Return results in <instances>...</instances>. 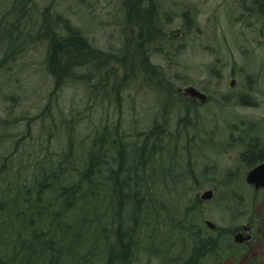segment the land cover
<instances>
[{"label": "trees", "instance_id": "1", "mask_svg": "<svg viewBox=\"0 0 264 264\" xmlns=\"http://www.w3.org/2000/svg\"><path fill=\"white\" fill-rule=\"evenodd\" d=\"M118 2L123 40L110 50L88 36L105 23L84 0H0V264H215L244 253L248 242L230 240L240 226L218 227L217 237L202 224L199 197L181 195V180L199 184L183 154L198 134L180 149L192 125L183 113L171 129L166 114L173 102L186 112L199 104L175 90L189 82L172 66L188 47L167 33L174 14L158 0ZM191 8L181 10L182 29L200 34ZM131 25L135 38L126 36ZM135 81L160 111L124 114L123 103L132 113L139 106L122 96ZM69 88L80 90L82 108ZM250 101L245 94L234 103ZM238 132L248 170L264 159V143L250 136L251 124ZM219 174L212 187L230 213L246 201L234 187L239 171ZM252 215L251 230L263 228L264 212Z\"/></svg>", "mask_w": 264, "mask_h": 264}, {"label": "rangeland", "instance_id": "2", "mask_svg": "<svg viewBox=\"0 0 264 264\" xmlns=\"http://www.w3.org/2000/svg\"><path fill=\"white\" fill-rule=\"evenodd\" d=\"M118 1L84 0L89 10L96 13L105 23L93 27L88 32L94 44L102 49L115 50L123 40L120 28L114 23L119 20ZM158 2L162 6V12L174 14L167 33L179 29L180 35L178 39L177 37L174 39L188 46L181 54L175 56L177 58L172 61V66L174 71L185 76L189 83L175 88L192 85L209 96L206 103H197L199 105L196 109L190 107L187 112L182 104L175 100L177 102H173L168 107L167 114L165 113L171 123V129L175 128V122L183 113L187 114L186 120L192 125L180 134L177 141L180 149H186L185 147L190 145L187 140L193 137L194 131L198 134L196 145L191 146L190 152L187 147L183 154L186 159L184 165L190 163L194 168L199 184L195 183L191 188L186 180H181L179 183L181 195L187 194L188 199L198 196L200 199L198 207L204 220H210L219 228L233 229L247 225L251 213L255 217L256 212H264V189L258 192V200L252 205L251 197L255 189L245 182L247 170L239 161L242 147L237 142V136L238 129H246L251 124L250 136H257L260 142L264 143V12L258 3H253V0H158ZM184 5L192 7L191 14L201 28L200 34L194 32L190 33L191 35L184 34L183 22L179 16ZM176 7L178 10H175ZM126 30L127 37L135 38L138 28L131 25ZM155 62L167 66L166 60ZM111 65L114 67L115 63ZM115 68L121 74V70ZM232 80L235 82L230 86ZM251 81L252 84L249 83ZM245 94H248L252 101L243 105L234 103L240 95ZM225 95L230 98L227 103H224ZM122 96L123 102L133 100L131 102L134 105L139 104L138 108H132L134 111L132 113L128 110L129 104L123 103L126 107L122 111L131 117L135 115L140 119L144 114L149 116L160 111V101L156 95L146 91L136 81L129 89L123 91ZM67 97L75 100L74 106L82 108L79 102L81 97L79 89L69 88ZM198 118H202L200 123L196 121ZM232 125H235V128ZM203 163L210 168L205 177H201L199 173L204 167ZM225 170L239 171L234 180V187L237 192H243L246 196L245 205L234 207V211L230 213L224 211L222 205L218 204V186L217 189L212 187L220 178L219 172V175H222ZM209 189L213 192L212 197L209 200L201 199L200 195ZM204 220L202 224L206 226ZM250 234L253 238L251 237L247 243L238 261L227 255L215 264H250V260L254 258L258 260V264H264V224L263 228H255ZM232 235L230 240L233 238Z\"/></svg>", "mask_w": 264, "mask_h": 264}, {"label": "water", "instance_id": "3", "mask_svg": "<svg viewBox=\"0 0 264 264\" xmlns=\"http://www.w3.org/2000/svg\"><path fill=\"white\" fill-rule=\"evenodd\" d=\"M177 29L175 31V34H177ZM173 34V33H172ZM234 80L230 82V86L234 85ZM184 96H188L190 98H195L197 99L200 103H204L207 101V94L203 91L198 90L196 87L192 85H186L183 88H179V90ZM245 182L252 186L255 190H261L264 189V160L261 162L257 163L253 167L247 170L245 174ZM213 195L212 190H207L203 192L200 195L201 199L204 200H209ZM206 226L214 230L216 225L212 223L210 220H205L204 221ZM251 240V234L249 233V226L248 225H242L241 230L237 231L233 235V241L235 243H245L249 242Z\"/></svg>", "mask_w": 264, "mask_h": 264}, {"label": "flooded vegetation", "instance_id": "4", "mask_svg": "<svg viewBox=\"0 0 264 264\" xmlns=\"http://www.w3.org/2000/svg\"><path fill=\"white\" fill-rule=\"evenodd\" d=\"M253 3H258V5L260 6V8L262 9L263 8V6H264V0H253ZM178 31H177V34H175V31L176 30H172V31H170L169 32V35L173 38H175V37H178L179 35H180V30L179 29H177ZM173 33V34H172ZM179 88L180 87H177L176 88V91H177V93L178 94H180V95H182V96H184L180 91H178L179 90ZM208 96V95H207ZM184 97H187L188 99H190V100H193V101H196L197 103H199V104H203V103H200L197 99H195V98H190V97H188V96H184ZM209 100V96H208V98H207V101ZM206 101V102H207ZM206 102H204V103H206ZM264 160V159H263ZM249 226V225H248ZM241 227H242V225L235 231V232H237V231H240L241 230ZM216 232H217V237H218V226H216L215 227V229H214ZM234 232V233H235ZM251 232V227L249 226V233ZM234 233H233V235H234ZM233 235H232V237H233ZM252 237V236H251ZM252 239V238H251Z\"/></svg>", "mask_w": 264, "mask_h": 264}]
</instances>
